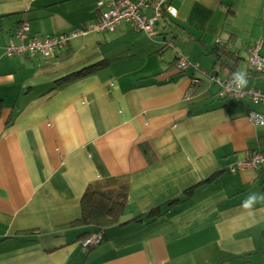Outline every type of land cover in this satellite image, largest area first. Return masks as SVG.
Here are the masks:
<instances>
[{"label":"crops","instance_id":"crops-1","mask_svg":"<svg viewBox=\"0 0 264 264\" xmlns=\"http://www.w3.org/2000/svg\"><path fill=\"white\" fill-rule=\"evenodd\" d=\"M118 1L0 0V264H264V204L241 208L264 193V167L229 172L264 152V127L247 119L264 104L207 79L244 70L243 90L264 95L247 65L257 41L264 57V0H169L177 18L163 12L152 37L126 23L87 32ZM22 25L24 44L86 33L49 61L7 58ZM215 44L236 54L233 70L213 66ZM178 53L197 69L179 71ZM122 177L117 223L83 248L99 231L75 224L87 186ZM105 191L91 201L108 207Z\"/></svg>","mask_w":264,"mask_h":264},{"label":"built area","instance_id":"built-area-1","mask_svg":"<svg viewBox=\"0 0 264 264\" xmlns=\"http://www.w3.org/2000/svg\"><path fill=\"white\" fill-rule=\"evenodd\" d=\"M169 0H141L136 4L129 2L128 0H119L117 4H111L110 9L101 15L100 20L91 26H89L87 32L92 33H111L122 23L128 24L132 29L143 33L148 37L154 35L153 29L157 23L161 14L167 13L171 18H177L175 9H173ZM102 5L101 2L96 4L97 7ZM146 7H152L154 10V17L147 18L143 14V10ZM28 27L22 25L21 28L14 33V37L21 41L20 44H14L11 39L6 47H4V55L7 58H13L18 55H25L30 58L34 56H41L44 60L49 61L57 52H59L65 42L70 39H74L78 36L84 35L86 32H74L68 35H63L57 38H32L28 43H22L27 38ZM261 41H257L247 51V65L249 69L262 81H264V57L261 55ZM177 69L184 72L188 69L196 70L195 64L190 63L186 57L180 53L177 54ZM211 83L219 88L220 96H231L237 99L247 97L254 103L264 104V95L254 88L247 90H236L235 88H229L228 84L231 79H221L220 77L210 75L207 77ZM256 116H264L258 113H249L247 115L248 121L255 126ZM264 167V152L253 153L245 157L243 161L236 162L235 168L229 169L230 173H234L237 169H258ZM102 230L91 234L84 238L81 242L83 248H90L98 245L102 241ZM264 256V252H263Z\"/></svg>","mask_w":264,"mask_h":264},{"label":"trees","instance_id":"trees-1","mask_svg":"<svg viewBox=\"0 0 264 264\" xmlns=\"http://www.w3.org/2000/svg\"><path fill=\"white\" fill-rule=\"evenodd\" d=\"M212 52L211 54H213L215 58L213 66L217 64L220 67L226 66V68H230L232 70L234 69L235 62L237 61V59H234L237 57L236 54H233L234 57L231 58L232 56L231 52H229L225 46H220L218 44H215L214 53ZM228 59L234 62L233 66L227 63L229 61ZM176 62H177V56H176ZM230 73H233V71H231ZM211 74L212 75L215 74L214 76H217L216 73H211ZM76 77L77 74L72 75L67 79H75ZM255 77L257 76L255 75ZM225 79H232V74L228 75V77H225L224 80ZM222 97H228V96H222ZM102 190H106L104 194H106L109 197L110 205L108 207L94 204L91 201L93 194L97 192H101ZM127 190H128V181L126 177L111 178L104 180L101 183L95 182L89 184L80 201V207H81L80 219L75 224L78 226H96L98 227L99 230H102L104 233L106 227L117 223V219L120 217L122 210L124 208ZM151 214L153 215L155 213L151 212ZM103 233H102V238H103Z\"/></svg>","mask_w":264,"mask_h":264},{"label":"clouds","instance_id":"clouds-1","mask_svg":"<svg viewBox=\"0 0 264 264\" xmlns=\"http://www.w3.org/2000/svg\"><path fill=\"white\" fill-rule=\"evenodd\" d=\"M248 86V74L244 70H238L232 74V79L228 84L229 88L236 90H243ZM255 123L264 127V116H256ZM257 204H264V193H250L242 202L241 208L247 213L249 217L255 215V206Z\"/></svg>","mask_w":264,"mask_h":264},{"label":"rangeland","instance_id":"rangeland-1","mask_svg":"<svg viewBox=\"0 0 264 264\" xmlns=\"http://www.w3.org/2000/svg\"><path fill=\"white\" fill-rule=\"evenodd\" d=\"M243 65L245 66V63L243 62ZM214 87H217L216 85H214ZM218 89V90H217ZM216 90L218 91L217 95H219V88L217 87Z\"/></svg>","mask_w":264,"mask_h":264}]
</instances>
